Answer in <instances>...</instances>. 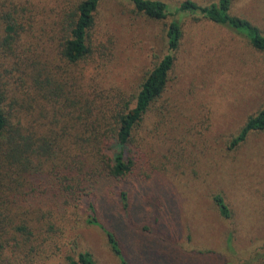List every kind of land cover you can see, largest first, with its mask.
Masks as SVG:
<instances>
[{
    "label": "trees",
    "instance_id": "1",
    "mask_svg": "<svg viewBox=\"0 0 264 264\" xmlns=\"http://www.w3.org/2000/svg\"><path fill=\"white\" fill-rule=\"evenodd\" d=\"M99 1L79 0L50 24L36 19L25 1L0 0V264H99L82 244L81 227L103 232L114 260L129 264L117 233L99 217L93 188L136 175L142 155L135 131L167 88L184 18L223 26L264 52V33L233 12L235 0H130L151 20L169 19L167 51L135 91L103 88L101 73L113 46L93 33ZM259 131L264 105L247 116L229 148ZM116 188L128 207L127 190ZM211 200L221 217L230 218L221 193ZM231 242L230 235L229 249Z\"/></svg>",
    "mask_w": 264,
    "mask_h": 264
},
{
    "label": "rangeland",
    "instance_id": "2",
    "mask_svg": "<svg viewBox=\"0 0 264 264\" xmlns=\"http://www.w3.org/2000/svg\"><path fill=\"white\" fill-rule=\"evenodd\" d=\"M21 1L51 24L79 0ZM232 10L264 33V0H235ZM94 17L96 41L113 46L101 86L135 91L167 51L169 19L151 20L130 0H100ZM263 105L264 52L223 26L185 17L167 88L135 131L142 155L136 175L93 188L99 217L117 233L129 264H264V131L229 148L247 116ZM119 185L128 192V207L119 201ZM213 193L225 197L230 218L219 215ZM79 231L99 264H118L103 232Z\"/></svg>",
    "mask_w": 264,
    "mask_h": 264
}]
</instances>
